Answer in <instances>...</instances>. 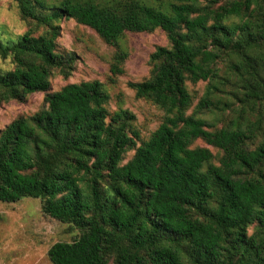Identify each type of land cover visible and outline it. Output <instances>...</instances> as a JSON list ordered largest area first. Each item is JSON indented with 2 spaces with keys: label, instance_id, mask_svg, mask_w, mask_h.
Instances as JSON below:
<instances>
[{
  "label": "trees",
  "instance_id": "16d2710c",
  "mask_svg": "<svg viewBox=\"0 0 264 264\" xmlns=\"http://www.w3.org/2000/svg\"><path fill=\"white\" fill-rule=\"evenodd\" d=\"M14 1L26 31L0 35V59L12 65L0 69V105L43 93L45 107L0 133V201L37 199L44 216L77 233L48 249L49 262L264 264V0ZM68 20L116 48L114 77L124 34L165 33L149 78L128 84L164 113L147 140L129 111H107L103 83L50 91L51 76L67 78L76 62L56 50ZM198 82L205 92L188 113L187 83ZM205 114L228 119L208 130ZM198 140L217 163L192 148Z\"/></svg>",
  "mask_w": 264,
  "mask_h": 264
},
{
  "label": "rangeland",
  "instance_id": "374dc122",
  "mask_svg": "<svg viewBox=\"0 0 264 264\" xmlns=\"http://www.w3.org/2000/svg\"><path fill=\"white\" fill-rule=\"evenodd\" d=\"M95 4H106L111 0H88ZM144 4L158 8L170 0H141ZM221 2L214 4L220 5ZM57 52L74 54L76 62L67 78L54 73L50 78V91L56 92L67 84L97 80L105 85L109 95L106 109L113 113L127 110L134 116L133 127L141 141L149 138L161 124L164 113L157 106L144 99H137L129 88V83H139L149 78L150 55L158 47L169 46L165 33L159 29L151 33H126L119 40V47L126 52L122 64V74L113 76L111 66L116 48L103 42L90 28L73 20L61 21ZM26 31L24 22L14 0H0V35L4 40H15ZM9 60L0 59L1 70H11ZM206 82L187 83V89L194 98L193 108L203 97ZM45 107L43 93H34L23 102L11 101L0 105V133L7 125L19 117H30ZM209 125L208 130L221 127L227 118L211 114L202 115ZM137 142V146H139ZM206 147L215 156L216 149L196 141L192 148ZM126 154L124 163L133 155ZM77 233L68 225L44 216L40 211V201L24 198L15 203L0 201V264H51L47 258L48 249L57 242H71Z\"/></svg>",
  "mask_w": 264,
  "mask_h": 264
},
{
  "label": "clouds",
  "instance_id": "9594fccd",
  "mask_svg": "<svg viewBox=\"0 0 264 264\" xmlns=\"http://www.w3.org/2000/svg\"><path fill=\"white\" fill-rule=\"evenodd\" d=\"M9 61H11V57H9Z\"/></svg>",
  "mask_w": 264,
  "mask_h": 264
}]
</instances>
